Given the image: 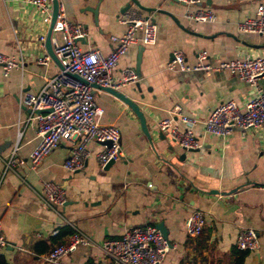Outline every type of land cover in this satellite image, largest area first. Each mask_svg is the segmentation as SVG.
I'll use <instances>...</instances> for the list:
<instances>
[{"label":"crops","instance_id":"crops-1","mask_svg":"<svg viewBox=\"0 0 264 264\" xmlns=\"http://www.w3.org/2000/svg\"><path fill=\"white\" fill-rule=\"evenodd\" d=\"M136 1L155 9L145 12L130 0H59L67 19L83 27L84 35L78 39L83 49L108 52L113 45L109 36L124 30L117 18L127 9H137L156 24L154 43H141L137 32V41L117 59L113 70L115 74L122 68L136 71L137 79L117 90L137 104L150 142L126 104L94 87L100 122L119 129L120 156L106 167L99 165L96 153L101 144L89 141L83 166L69 171L63 165L71 149L66 140L35 169L29 167V154L39 135L36 124L26 120L30 109L21 103V96L37 92L45 78L60 68L52 58L47 64L36 62L37 56L48 54L37 38L41 33L46 36L49 24L23 0H0V52L21 60L7 75L0 72V224L7 242L0 264H89L92 260L110 264L96 245L79 246L56 263L46 262L47 251L67 235L56 241L52 230L73 224L98 243L132 226L158 222L169 248L157 264H264V124L234 128L224 138L205 134L202 126L214 104L232 99L241 106L251 88L226 70L166 67L172 50H179L186 64H192L200 50L206 51L210 63L264 56V37L234 28L264 0H199L190 5ZM196 7L209 8L214 19L185 18V12ZM258 84L264 89V77ZM174 108L197 119L192 126L197 147L179 148L155 129L160 118L177 120ZM11 154L21 161L8 163ZM46 180L64 187L66 199L57 210L40 198ZM192 209L201 210L205 217L195 237L184 231V219ZM244 227L256 231L253 250L234 246L235 234Z\"/></svg>","mask_w":264,"mask_h":264},{"label":"built area","instance_id":"built-area-1","mask_svg":"<svg viewBox=\"0 0 264 264\" xmlns=\"http://www.w3.org/2000/svg\"><path fill=\"white\" fill-rule=\"evenodd\" d=\"M33 6L44 24L51 19V0H23ZM185 5L197 4L199 0H173ZM185 18L191 21H212L214 15L207 7H196L186 11ZM118 22L124 25L119 35H110L113 43L106 53L98 48L83 49L78 39L83 37L81 24L67 19L61 4L52 28L51 44L53 51L60 61L61 68L53 75L45 78L42 87L35 93L26 92L21 96V103L30 109L26 120L36 124L39 139L29 154V167L35 169L41 159L63 141L71 143V149L64 160V167L73 171L83 166L87 155L85 144L96 141L101 144L96 153L99 165L108 160H115L120 156L119 129L110 123H101L99 116L101 109L95 104L93 86L117 89L120 86L137 79L136 71L122 68L117 74L113 73L117 59L124 54L129 45L137 41L152 44L156 38V24L143 16L137 9H127L121 13ZM234 28L238 32H253L264 37V4L255 5L253 15L237 20ZM38 42L42 46L45 34L38 35ZM205 50L196 54L192 64H186L179 50L171 51V58L166 63L168 69L173 70H226L243 80L250 88L251 94L239 106L234 100L226 99L214 104L202 120L203 132L207 135L226 137L234 128L246 130L257 128L264 124V89L258 84V79L264 77V56L244 55L231 59H220L214 63L206 60ZM48 54L36 57V62L47 64ZM21 60L14 54L0 52V72L7 75L17 67ZM177 117L173 121L170 117L160 118L155 122V129L162 132L166 138L184 150L198 146L192 133V126L196 118L183 114L174 108ZM181 126V127H180ZM9 162L21 160L13 157ZM42 202L57 210L65 202V191L61 183L54 181L42 182ZM205 224L203 212L192 209L184 219V231L189 237L201 233ZM71 232L65 239L54 244L45 254L48 263H56L63 256L74 251L79 246L96 245L103 260L110 264H157L169 248L168 240L153 224H142L126 229L117 237H105L95 243L88 235L73 224ZM58 228L52 230L56 234ZM257 234L251 227H244L237 231L234 246L238 250L249 251L257 246ZM7 242L0 224V253ZM89 264H103L92 260Z\"/></svg>","mask_w":264,"mask_h":264},{"label":"water","instance_id":"water-1","mask_svg":"<svg viewBox=\"0 0 264 264\" xmlns=\"http://www.w3.org/2000/svg\"><path fill=\"white\" fill-rule=\"evenodd\" d=\"M137 8H140L142 10H144L145 12H149L151 10H154L155 8L153 7H147V6H143L141 4H139L136 0H130ZM51 4H52V8H51V19L48 25V30L45 36V48L46 51L48 53V55L55 60L56 62L59 63V67L61 68V64L59 59L57 58V56L55 55L53 48H52V44H51V34H52V28L53 25L56 21V16L58 14V5H59V0H51ZM129 3L126 4L124 6V8H128L129 7ZM94 12V9L92 10ZM136 67V66H135ZM93 87L96 88H101L103 90H105L106 92L110 93L112 96H114L115 98H117L118 100H120L121 102H123L124 104H126L129 109L133 112V114L136 116V118L138 119L139 125H140V129L143 132V134L145 135V137L147 138V140L150 142V134L148 131V127L145 124V120L143 117L142 112L139 110L137 104L131 100L128 96H126L125 94H123L121 91L117 90V89H113L110 87H105V86H99L96 84H92ZM158 133L164 135L162 132L157 131ZM113 162V160H108L105 164L104 167L108 166L109 164H111ZM156 229L162 234L163 237L166 238V232L165 229L163 228L162 224L160 222H158L157 224H155Z\"/></svg>","mask_w":264,"mask_h":264},{"label":"trees","instance_id":"trees-1","mask_svg":"<svg viewBox=\"0 0 264 264\" xmlns=\"http://www.w3.org/2000/svg\"><path fill=\"white\" fill-rule=\"evenodd\" d=\"M71 232V227L69 226H62L58 229L57 233L55 234V236H53L54 240H58L59 238H61L63 235H66L68 233ZM242 253L240 252V255Z\"/></svg>","mask_w":264,"mask_h":264}]
</instances>
